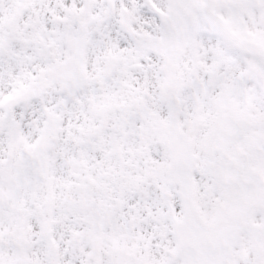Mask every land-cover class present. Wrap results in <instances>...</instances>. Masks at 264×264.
Wrapping results in <instances>:
<instances>
[{
    "label": "snow or ice",
    "instance_id": "snow-or-ice-1",
    "mask_svg": "<svg viewBox=\"0 0 264 264\" xmlns=\"http://www.w3.org/2000/svg\"><path fill=\"white\" fill-rule=\"evenodd\" d=\"M0 264H264V0H0Z\"/></svg>",
    "mask_w": 264,
    "mask_h": 264
}]
</instances>
